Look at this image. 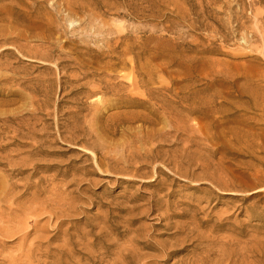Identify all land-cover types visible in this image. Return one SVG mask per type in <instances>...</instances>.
<instances>
[{
    "label": "rangeland",
    "instance_id": "rangeland-1",
    "mask_svg": "<svg viewBox=\"0 0 264 264\" xmlns=\"http://www.w3.org/2000/svg\"><path fill=\"white\" fill-rule=\"evenodd\" d=\"M0 264H264V0H0Z\"/></svg>",
    "mask_w": 264,
    "mask_h": 264
},
{
    "label": "bare ground",
    "instance_id": "bare-ground-1",
    "mask_svg": "<svg viewBox=\"0 0 264 264\" xmlns=\"http://www.w3.org/2000/svg\"><path fill=\"white\" fill-rule=\"evenodd\" d=\"M9 48V47H8ZM171 131V130H170ZM86 152V151H85ZM158 156V155H157ZM152 157H156V155H154V156H152ZM138 162V161H137ZM199 165V164H198ZM156 167H157V165H156ZM110 168V167H109ZM34 169V168H33ZM108 171V170H107ZM133 171V170H132ZM155 180V179H154ZM79 189V188H78ZM24 190V189H23ZM22 191V190H21ZM40 194V193H39ZM18 196V195H17ZM50 196V195H49ZM9 205V204H8ZM44 207V206H43ZM12 208V207H11ZM24 208V207H23ZM45 209V208H44ZM50 213V212H49ZM53 213V212H52ZM38 215V214H37ZM53 215V214H52ZM51 215V216H52ZM45 220V219H44ZM70 227V226H69ZM104 230V229H103ZM67 231V230H66Z\"/></svg>",
    "mask_w": 264,
    "mask_h": 264
}]
</instances>
